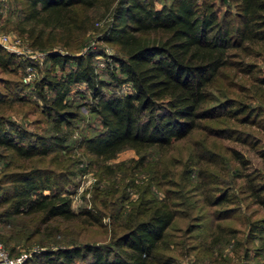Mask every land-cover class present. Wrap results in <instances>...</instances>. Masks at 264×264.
I'll return each instance as SVG.
<instances>
[{"label": "trees", "instance_id": "16d2710c", "mask_svg": "<svg viewBox=\"0 0 264 264\" xmlns=\"http://www.w3.org/2000/svg\"><path fill=\"white\" fill-rule=\"evenodd\" d=\"M5 1L0 0L1 7ZM10 2L9 14L18 18L13 21L14 30L32 47L46 51L51 61L37 86L45 101L43 112L56 129L51 140L6 118L1 108L9 94L0 90V149L11 151L18 160L46 157L62 148L67 139L64 128L78 117L69 95L75 84L84 83L93 99L90 109L102 126L83 139L86 152L111 160L132 148L142 154L144 160L139 163L145 165L147 150L168 151L175 142L209 125L205 122L220 118L218 108L209 105L212 89L227 69L252 70L253 64L245 59L257 47L264 51V0H238L234 15L229 11L222 14L218 0H172L161 7L156 0ZM3 14L0 12V21ZM105 16L110 21L99 39L117 50L110 54L109 79L101 76L95 63L98 55H105L104 50L90 48L78 53L92 31L99 29L98 19ZM27 64L0 47L2 71H24ZM259 80L264 83V76ZM124 85L129 91L113 89ZM230 105L225 114L236 117L240 113L244 123L264 128V108L235 101ZM261 153L264 156V149ZM236 154L240 159L241 154ZM16 166L0 179V241L14 256L19 245L27 247L35 241L31 231L36 218L42 225H62L56 235L39 240L44 249L33 252L24 264H179L169 240L182 217L174 200H141L128 212L111 213L115 221L112 244L83 242L80 237L87 227L100 225L103 217L95 208L78 212L72 207V199L64 194L68 175L34 165ZM237 174L243 178L246 196L264 205V174ZM232 203L235 200L224 189L206 198L207 206L216 209L210 216L218 221L237 217L238 209ZM213 227L211 243H200L208 254L236 232L234 226L220 222ZM249 228L253 235H263L264 218L249 222ZM36 231L41 232V226Z\"/></svg>", "mask_w": 264, "mask_h": 264}, {"label": "rangeland", "instance_id": "374dc122", "mask_svg": "<svg viewBox=\"0 0 264 264\" xmlns=\"http://www.w3.org/2000/svg\"><path fill=\"white\" fill-rule=\"evenodd\" d=\"M171 1L156 0V5L161 7ZM237 4L238 0H218L222 14L229 11L234 15ZM11 5L10 0H6L2 7L0 4V12H4L0 33L16 32L13 21L18 18L10 16ZM98 20L96 26L99 29L92 31L88 43L78 53L82 54L90 48L104 50L105 55H98L95 63L101 76L109 79L106 69L111 65L110 54H117V50L99 39L110 17ZM55 50L64 52L62 48ZM245 60L253 64L252 70L243 73L227 69L219 84L212 89L213 99L209 105L218 108L220 118L205 122L209 125H202L189 138L175 142L168 151L158 148L147 150L145 165L139 163L144 160L142 154L132 148L122 150L111 160L97 159L86 152L82 146L83 139L99 132L102 126L90 109L93 100L90 90L84 83L75 84L69 95V103L78 117L64 128L67 139L62 148L46 157L32 160H18L11 151L0 149V179L6 170H15L16 165H34L67 174L69 183L64 194L72 199V207L78 212L95 208L103 217L100 225L87 227L80 237L83 242L111 245L115 228V221L109 216L111 213L128 212L141 200L167 198L176 202L182 215L169 239L172 254L179 264H264V234L253 235L249 228V222L264 218V205L253 203L246 196L241 187L243 178L237 174L240 171H260L264 174V156L261 153L264 149V128L260 124L244 123L240 113L236 117L225 114L234 101L264 108V83L259 80V76H264V51L257 47L254 54ZM50 66L51 61L46 54L43 63L38 65L28 81L25 79L28 75L26 70L5 72L0 68V90L9 94L1 108L6 118L53 140L56 129L53 121L43 112L45 101L40 97L37 86ZM113 89L126 92L130 87L124 85ZM106 90L110 91L108 88ZM238 136L246 137V140ZM236 151L241 154L240 159ZM6 164L12 166L7 168ZM168 189L173 193L168 195ZM223 189L235 200L232 206H236L238 211L237 217L218 221L210 216L211 210L216 209L207 206L206 198ZM2 209L0 207V212ZM35 220L31 231L35 241L27 247L19 245L14 256L22 253L30 256L44 249L39 240L49 238L50 234L56 235L62 226L42 225L37 218ZM219 222L234 226L236 232L208 254L200 243H211L209 232ZM37 226H41V232L36 231Z\"/></svg>", "mask_w": 264, "mask_h": 264}, {"label": "built area", "instance_id": "2783aa9c", "mask_svg": "<svg viewBox=\"0 0 264 264\" xmlns=\"http://www.w3.org/2000/svg\"><path fill=\"white\" fill-rule=\"evenodd\" d=\"M0 47L28 62L26 81L31 80L38 65L43 63L47 54L46 51L32 47L23 36L13 31L0 33ZM28 257L29 254L27 253L13 256L0 241V264H24Z\"/></svg>", "mask_w": 264, "mask_h": 264}]
</instances>
